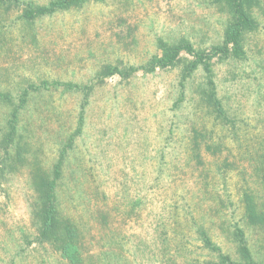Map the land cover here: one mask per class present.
I'll use <instances>...</instances> for the list:
<instances>
[{
	"label": "rangeland",
	"instance_id": "obj_1",
	"mask_svg": "<svg viewBox=\"0 0 264 264\" xmlns=\"http://www.w3.org/2000/svg\"><path fill=\"white\" fill-rule=\"evenodd\" d=\"M22 8L14 2L0 8V90L17 94L39 80L62 84L32 92L23 121L28 149L45 165L75 136L57 194L83 233L84 264H218L197 229L235 259L237 221L260 260L264 231L246 220L241 194L262 186L254 169L264 152V0L255 11L258 29L245 36V59L210 61L230 116L222 129L199 104L200 68L184 89L183 61L126 78L101 73L148 65L161 55L159 42L182 39L208 54L227 22L218 5L103 0L32 21L21 19ZM67 82L76 87L66 89ZM6 113L0 105V134ZM207 145L217 148L206 151ZM30 201L28 169L12 170L0 159V264H68L37 240Z\"/></svg>",
	"mask_w": 264,
	"mask_h": 264
},
{
	"label": "trees",
	"instance_id": "obj_2",
	"mask_svg": "<svg viewBox=\"0 0 264 264\" xmlns=\"http://www.w3.org/2000/svg\"><path fill=\"white\" fill-rule=\"evenodd\" d=\"M93 1L103 0H51L46 5H35L31 1L0 0V8L4 7L8 2L21 3L23 5L21 19L32 21ZM209 2L223 9L227 22L223 30L221 43L212 46L208 54L195 51L189 41L182 39L177 43L168 45L159 42L161 55L155 56L148 65L129 67L124 71L119 70L117 67H108L101 72L102 75L118 74L126 78L131 73L139 70L151 73L156 69L174 67L175 64L183 61L185 63L181 77L182 82L180 83L181 89H184L187 78L200 68L205 75V81L198 87L199 104L212 117L213 126L218 124L221 128L227 123L230 124V116L226 107L217 95L216 83L212 79L213 72L210 61L213 58L221 62L245 59V36L258 29L259 23L255 11L261 6V0H209ZM182 53L191 56L192 59L181 58ZM60 84L61 82L59 81L39 80L21 88L17 94L0 90V105L7 108L6 116L3 118L2 133L0 134V159L4 166L9 164V168L12 170L15 165L28 169L29 184L32 192V201L29 202V215L32 225L38 232L37 240L49 244L68 264H84L81 251L83 233L78 223L63 213L58 203L57 194L63 177L67 154L73 147L75 136L71 135L67 138L66 142L58 148L57 158L53 161L51 160L49 165H45L35 155L36 151H33V153L29 151L26 140V137H28L27 123L23 121L25 111L32 98L31 93L49 91ZM63 86L68 90L76 87V85L68 82L63 83ZM83 122L84 118L80 114L78 118L79 127L75 134L80 133V127ZM211 134L212 131L207 136ZM196 135L204 137L203 134ZM261 144L263 146V143ZM216 148L207 145L206 151ZM194 151V149H191L192 153H195ZM213 152H216V150ZM196 155L199 157L198 154ZM259 157L258 166L254 171L260 177L259 183L262 185L259 189L260 191L246 190L242 192L241 201L244 203V215L248 223L264 231V152ZM6 161L10 163L6 164ZM238 225L239 221L235 222L234 239L237 243L236 251L238 254V258L235 259L228 254H224L222 249L213 243L205 229L199 227L197 234L203 243V247L216 254L218 264H264V245L262 247L263 251L258 256L260 260H258L247 244L244 230ZM262 236H264V233Z\"/></svg>",
	"mask_w": 264,
	"mask_h": 264
}]
</instances>
